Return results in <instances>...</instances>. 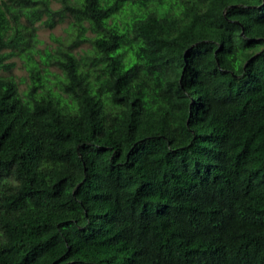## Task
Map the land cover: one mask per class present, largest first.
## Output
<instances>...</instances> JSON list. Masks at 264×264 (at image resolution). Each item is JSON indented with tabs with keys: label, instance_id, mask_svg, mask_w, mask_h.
Segmentation results:
<instances>
[{
	"label": "trees",
	"instance_id": "trees-1",
	"mask_svg": "<svg viewBox=\"0 0 264 264\" xmlns=\"http://www.w3.org/2000/svg\"><path fill=\"white\" fill-rule=\"evenodd\" d=\"M0 264H264V0H0Z\"/></svg>",
	"mask_w": 264,
	"mask_h": 264
},
{
	"label": "rangeland",
	"instance_id": "rangeland-1",
	"mask_svg": "<svg viewBox=\"0 0 264 264\" xmlns=\"http://www.w3.org/2000/svg\"><path fill=\"white\" fill-rule=\"evenodd\" d=\"M57 6H59V5H57ZM55 7H56V5H55ZM64 27H66L65 24L59 25L57 28H55L53 30H48V29H45V28H41L39 30V39L42 40L43 43H40L38 45L39 48H44L46 46H51V45L54 46V45L57 44V42H55L54 40H52L50 38L51 33H53L55 36H61L64 39V37L66 36V34H65L64 30H63ZM87 47H89L88 44H84L82 46V48H84V49L87 48ZM77 50H79V49H77ZM16 60H17L16 61L17 62V66L14 68V70H13L12 73L17 78H20L22 76H25L26 75V72L20 68L21 63L19 62V60L18 59H16ZM21 89L22 90H25V85H22L21 86Z\"/></svg>",
	"mask_w": 264,
	"mask_h": 264
}]
</instances>
